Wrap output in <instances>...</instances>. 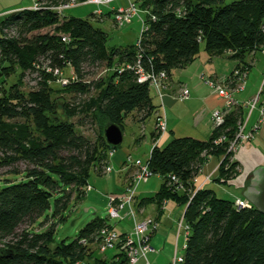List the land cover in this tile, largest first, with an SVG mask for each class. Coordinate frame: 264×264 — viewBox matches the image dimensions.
<instances>
[{
    "label": "trees",
    "instance_id": "trees-1",
    "mask_svg": "<svg viewBox=\"0 0 264 264\" xmlns=\"http://www.w3.org/2000/svg\"><path fill=\"white\" fill-rule=\"evenodd\" d=\"M62 1L39 0L53 5ZM140 6L154 17H144L148 30L142 40V64L166 71L170 81L176 70L196 59L202 44L211 57L231 52L237 67L253 52L263 51L264 0H144ZM12 27L15 34H5ZM108 40L109 34L90 19L69 18L49 9L16 11L0 24V169L28 163L24 179L0 188V244L8 242L0 250L12 252H0V264H79L93 258L90 246L103 227L115 228L97 217L69 244L56 243L57 223L66 220L74 199L86 196L83 191L93 169L103 176L109 152L118 149L106 142L105 128L115 124L124 130L132 114L143 123L157 111L151 88L139 84L131 70L86 81L103 65L136 59V44L110 49ZM252 64L243 66L249 71ZM56 70L67 77L73 71L77 78L55 90L51 83L58 81ZM26 80L37 84L28 94L22 90ZM67 95L75 103L65 102ZM77 116L80 125L98 120L108 125L92 141L76 130L72 120ZM225 118L207 140L178 137L166 147L156 145L150 154L149 166L164 183L139 207L156 203L161 208L169 200L186 205L189 237L183 264H264V214L253 206L238 210L236 200L220 198L212 189L197 190L193 182L212 157L223 158L217 182L225 184L239 175L241 165L228 148L243 112L237 108ZM19 119L24 123L8 122ZM154 133L155 144L159 134ZM223 136L226 139L218 144ZM170 176L179 183H172ZM117 249L112 260L97 257L95 264H128L121 247Z\"/></svg>",
    "mask_w": 264,
    "mask_h": 264
},
{
    "label": "crops",
    "instance_id": "crops-1",
    "mask_svg": "<svg viewBox=\"0 0 264 264\" xmlns=\"http://www.w3.org/2000/svg\"><path fill=\"white\" fill-rule=\"evenodd\" d=\"M23 4V1L21 2L20 0L14 1V3H12L11 5L7 4L6 0H0V24L9 14H13L16 11L26 10L34 6V4L26 6H24ZM99 20L100 19H98V21ZM100 21H104V18ZM205 49V44H202L199 51L200 53L197 55L196 59L188 67H186V69L176 70L174 72V76L171 80L170 86L172 87V89L165 94L163 101L153 95L154 102L157 105L156 113L152 118H150V120L153 121V126L150 129V140L153 143L157 113L163 115L166 121H168L167 133L165 135H162L161 137L156 136L157 141L155 144L159 147H166L173 139L178 137H192L199 141L207 140L211 137V134L214 131L213 120L211 119L212 112L216 109L222 108L223 101L219 96L213 93V90L210 86L206 85L203 82L202 77H212L218 83H220L221 80L223 81L226 77L231 75V72L236 66H238L239 62L230 58L231 52H226L222 55L211 57L209 52H206ZM259 52L260 51L253 52V54L249 56V59L252 58L251 61L253 64L250 63L252 64V67L259 64L260 62V60L256 59ZM260 53L264 55L262 52ZM246 60L247 59H245V63L249 64V62H247ZM251 70L252 68L249 69L248 77H251ZM247 79L249 80L250 78ZM250 81L252 80L250 79ZM257 83L258 82L253 83V81L251 82V85L247 83L243 92H247L248 87H250L248 96H241L243 92L236 93L235 98L242 99H237L241 105L246 102L252 101L257 95H259V92L261 91L264 84L262 85V82H259L258 84ZM181 85L188 87L190 93V99L185 102L181 101L178 98H175V95L180 90ZM237 108L239 107H235L234 110H236ZM241 110L243 112V116H246L248 114V111H246L248 110L247 107L244 106V108H241ZM259 118L260 117L258 110H255V112L250 116L246 129H253V127L258 123ZM148 122L149 120L146 121V124ZM144 139H147V135L145 134L141 135V137L137 141L140 143L143 142ZM137 141L135 140V142ZM153 147L150 150V154L153 150ZM129 157H132L131 151L129 149L122 151L116 150L111 162L113 168L112 173H114V170L117 169L118 174H124L126 189L133 183L134 175L137 172V168L132 167L128 163ZM150 157L151 155L149 156L148 160L150 159ZM222 160L223 158L220 157H212L208 160V162L202 169L201 174L199 175V185L207 189L213 188L211 186H213L217 182L216 179L219 175L216 172L221 165L220 163ZM234 161H237L241 165L242 181L244 180V175L247 178V176H249L250 173H253L258 167L264 166V124L260 126V129L256 133L253 141L246 142V144L242 145L238 153L235 154ZM156 176L157 178L153 179L151 177L149 181L138 186L137 190L139 192L136 196L138 201V206L136 207L135 211L136 215L134 217L128 215L129 207H125L124 211L122 212L124 213V219L121 220L125 223V227L119 233L121 235L130 233L131 230L133 231V228L138 221H142L147 218L154 220V222L158 224V229L155 232H150L151 235L149 243L154 251L149 254L151 258L149 262L150 264H172V260L175 257L174 255L178 254L180 242L182 241L184 249L187 246L185 233L183 231L179 232L178 229L179 221L186 212V205L179 204L173 200H169L165 201L161 205V208H159L156 203H149L147 204V206L139 207L141 200L146 198H153L161 190L160 188L164 183L163 178L159 174H157ZM209 176H211L212 178L211 181H207V178ZM122 178L120 179L122 180ZM238 178H236V180ZM236 180L229 181L225 184H221L219 182L217 183L221 184L223 187L231 186L234 187L235 191H241L242 188L239 187V184L241 182L235 185ZM183 191L184 189L182 188L180 192ZM125 194L126 193H112L108 194V197L114 196L116 198H124ZM235 197V200H237V198H244L243 195L242 197L238 195ZM113 227H115V225ZM126 227H128L129 230L126 229ZM115 229L117 230L116 227ZM167 247L169 250V252L167 253L169 259L163 258L164 254H161L164 250H166ZM96 256L100 259H109L107 253L102 256ZM114 256H110L111 259ZM138 264H147V260L142 258Z\"/></svg>",
    "mask_w": 264,
    "mask_h": 264
},
{
    "label": "built area",
    "instance_id": "built-area-1",
    "mask_svg": "<svg viewBox=\"0 0 264 264\" xmlns=\"http://www.w3.org/2000/svg\"><path fill=\"white\" fill-rule=\"evenodd\" d=\"M119 0H65L59 3V5H53L51 3H40L39 0H33L34 6L29 8L30 10L37 11L39 9H49L51 11H54L64 16V12L67 10H71V8L80 6L82 4L85 5H96L98 7H102L104 5L110 6L111 4L115 3ZM127 6H120L116 9H112L111 14H113V22L116 27H123L132 22L133 18H140V20L143 22V28H142V35L140 39L138 40L136 44L137 48V56L133 63H123L118 64V66H108L105 70V74L109 72H117L118 74L124 73L127 71H133L136 75L137 82L139 84L145 83L148 84L149 88H151L152 93L163 101L165 94L169 91H171V81L166 73V71H156L154 68L147 69L142 64L143 54H142V47H143V36L144 33L148 30V24L145 20V18H142L140 16L141 13L151 15L149 11L144 10L141 8V3L144 0H126ZM106 14L102 10H98V12L94 15L97 19L103 20ZM151 18L154 19V17L151 15ZM16 31V28H9L6 29L4 32L8 35H14ZM68 38H63V42H67ZM262 53L264 54V48ZM49 72H52V69H48ZM56 79L61 81L62 87L69 86L74 80H76V75L73 73V71L70 72V77H67L64 74V71L60 72L58 70L53 71ZM249 76V71L245 66L235 68L231 75L226 77L223 81L221 80L220 83H218L214 78L212 77H206L203 76L202 80L203 82L210 86L213 90V93H215L217 96L220 97L223 101L222 108L216 109L212 112L211 119L213 120V126L214 128L221 127L222 124H224L226 120V116L233 112L235 107L239 108H248V114L247 119L244 120V122H241L238 125V132L234 138V141L230 144L228 148V152H232L234 155L238 153L239 149L242 147V145L246 144V142L253 141V139L256 136V133L260 129V126L264 124V86L262 87L261 91L259 92V95H257L252 101L246 102L244 104H240V102L235 98L234 94L241 93L246 87V81ZM234 84V85H233ZM233 85V86H232ZM175 98L180 99L181 101L185 102L188 99H190V93L188 90V87L181 85L180 90L175 95ZM255 110H258L259 112V121L258 123L253 127V129L248 130L247 124L250 119V116L255 112ZM156 132H158L159 137L162 135H165L168 130V121H166L165 117L161 115L160 113H157L156 115ZM225 136L220 138L217 143H223L225 140ZM116 150H111L108 154V161H111L115 154ZM128 163L132 167L137 168V172L134 175V181L126 190V194L124 198H116V197H110L109 199V205H108V213L110 219H118L123 220L124 217L122 215V212L124 211L125 207H129L128 215L131 217H134L136 215L135 212V206L137 203V188L140 184L146 183L151 179V177L154 176V173L149 166V160L143 162L140 159L133 160L132 157H129ZM106 174H111L113 171V168L109 166L107 163V166H105ZM171 182L174 184L179 183V179L175 176H170ZM212 178L209 176L207 178V181H211ZM195 187H197V190L202 189L203 186L199 185V176L196 177L193 180ZM92 190V186L89 185L85 188L84 192H86V195L90 193ZM235 208L238 210L242 209H248L252 208V205L249 201H247L245 198H237L235 201ZM158 229V224L154 222L152 219H147L143 221L136 222L135 227L133 228V231L130 233H125L123 235L119 234L116 229H112V227L105 226L99 233V238L97 239V242L101 241V249L104 251L107 250H115V248H118V246L121 247V251L125 253L126 258H128L129 264H138L139 261L144 258L147 260V264H150L148 261V256L150 253H152L154 250L152 246L149 244V238H150V232H155ZM179 232L182 231V229L185 232V237L188 239L189 237V225L184 219V216L181 218L178 224ZM184 262V255L178 256L175 255V258L172 262V264H183Z\"/></svg>",
    "mask_w": 264,
    "mask_h": 264
},
{
    "label": "rangeland",
    "instance_id": "rangeland-1",
    "mask_svg": "<svg viewBox=\"0 0 264 264\" xmlns=\"http://www.w3.org/2000/svg\"><path fill=\"white\" fill-rule=\"evenodd\" d=\"M14 1L16 0H6L7 4H12L14 3ZM21 2L23 1V5H33V0H20ZM231 1V0H228ZM120 6H127V1L126 0H119L116 1L115 3L111 4L110 6L104 5L102 7H98L96 5H85L82 4L80 6L71 8V10H67L65 11L64 15L66 17H74V18H78V19H90V21L92 23H94L97 27L101 28L103 31L107 32L109 34V40L107 45L109 46L110 49L115 48V47H127L129 45H134L137 44L138 40L140 39L141 35H142V28H143V22L140 20V18H133L132 22L126 26L123 27H116L114 22H113V14L110 15H105L104 17V21H98V19L96 18V16H94L98 10H102L104 12V14H108L111 13L112 9H116L117 7ZM94 16V18H93ZM140 16L142 18L145 17L144 13H141ZM232 55V54H231ZM231 58V57H230ZM247 62L252 63L251 59H249V56L246 58ZM257 60H260L259 64L254 65V67H252L251 70V77L250 78L253 83L256 82H262V85L264 84V55H262L260 52L256 57ZM227 60V59H226ZM229 62V61H228ZM256 62V61H253ZM115 65V64H114ZM114 65H112L111 67H113ZM118 66V65H115ZM243 66V65H242ZM108 67V66H107ZM106 66H102L100 69H98L93 75L87 77L86 81L87 82H93V81H97L99 80V78H104L106 77L105 74V70L107 69ZM223 68V67H222ZM235 68H239V67H235ZM234 68V69H235ZM250 79L246 81V84L249 83L251 85ZM15 80V78H11L9 79V82H13ZM27 85L22 89L24 93L29 92V90H31L32 88L36 87L37 84L33 83V82H29L28 80H26ZM257 83V84H258ZM51 86L54 87L55 90H63L64 87H62V83L61 81H56V82H52ZM248 87V86H247ZM250 87H248V91L247 92H243L241 96H248ZM96 92H93L91 95H96ZM154 93L152 94L153 97ZM57 95H55L54 97H56ZM234 96H236V94H234ZM88 96H86L84 99H86ZM242 97V98H243ZM239 99V98H237ZM65 102H74L73 97H71V95H67L65 99H63ZM78 100V99H77ZM242 100V99H239ZM62 102V100L60 101V103ZM75 103V102H74ZM249 111V110H246ZM136 113L132 114V116L128 117L125 120V125H124V130H123V134H124V140L122 143V146L120 148H118L117 150H126L129 149L131 151V156L133 157V159H140L143 162L147 161L149 158V154H150V150L151 148L154 146H156V144H154L151 140H150V129L153 126V121L148 119L149 122L146 124V120L145 122H139L137 117H136ZM243 121L245 119H247V115L243 116ZM79 121V116L75 117V119L72 120V122L77 125L76 126V130L83 136H85L86 138H89L92 141H95L98 136L99 133L101 131V129L103 128L104 125H108L107 123H101L100 120L94 122V124H90L89 122L85 123L84 125H80L78 124ZM9 123H13V124H21L24 123V120L19 119V120H13V121H8ZM150 123V125H149ZM146 124V125H145ZM145 131V133H144ZM147 135V139H144L143 142H138L137 140L141 137V135ZM136 138V139H135ZM135 140L138 142H135ZM153 147V148H154ZM1 156V154H0ZM234 160V158H233ZM112 159L109 163V166L112 167ZM107 166V164L105 165ZM28 168V163H26L25 161H21L20 163H16L14 165H10V167H3L0 169V188L4 187L6 184L5 182H11V181H21L22 179H24V174H25V170ZM219 169V168H218ZM218 169H217V174H218ZM99 170H94L92 171L91 177H90V181H89V185L92 186V190L90 191V193L88 195H86L83 199H80L79 201H76V199H74L71 202V206H70V210L67 211L66 215V220L63 222H58L57 223V231H56V243H61L62 241H65L66 243L69 244V242L75 240L77 238V236L80 234V231L82 229H84L86 227L87 224L91 223L92 220H94L95 218L99 217V218H103L105 219L108 224L110 225H115V227L117 228V232L119 233L124 227H125V223L121 220L118 219H110L109 217V213H108V205H109V199L110 197H108V194H112V193H119V194H124L126 193V187H125V179H124V174L123 178L121 174L117 173V169L114 170V173L112 174H106V171L104 169V175H98ZM238 178L235 182V185H237L238 183H240L239 187H241V191H235L234 187L228 186V187H223L221 184H218L217 182L211 186L213 187L212 189L216 191L217 196L223 199H230V200H235L236 197L235 196H240L242 197L243 193L245 192V190L247 189L248 184L250 183L251 179L253 178V173H250L249 176L244 175L243 176V181H242V174H241V166L240 169L238 171ZM121 176V177H120ZM122 178V180L120 179ZM157 178L156 175H154L152 177ZM240 179V180H239ZM9 180V181H6ZM229 188V189H228ZM84 192V191H83ZM139 191H137L138 193ZM86 193V192H85ZM137 201V200H136ZM138 206V201L136 203L135 206V211H136V207ZM124 213H122L123 215ZM150 219V218H147ZM144 219V220H147ZM143 221V220H142ZM52 222V218L49 222L47 223H51ZM127 222V221H125ZM37 230H39V227H35ZM126 229L129 230L128 227H126ZM132 231V230H131ZM130 231V232H131ZM182 231L184 232V230L182 229ZM185 233V232H184ZM120 234V233H119ZM150 240V238H149ZM101 241L99 242H95L93 243L90 248L93 249V258L91 259H86L84 261H82L79 264H95V261L97 258L96 255H104L107 253V256H109V259L104 258L108 261L112 260L111 257L112 255L114 256L116 253L119 252V250L117 248H115V250H107L104 251L101 249ZM8 243V242H3L2 244H0V247L3 248L4 244ZM150 244V243H149ZM55 245H52V247H54ZM175 249V248H173ZM185 249L183 248V244L182 241L180 242V248L178 249V256H183ZM168 247L166 248V250H164L161 254H164L163 258H168ZM174 252V250H173ZM111 256V257H110ZM175 256V255H174ZM175 258V257H174ZM103 259V260H104ZM117 260H119V258H116ZM150 256H148V261L150 260ZM174 260V259H173ZM172 260V262H173ZM129 264V261H128Z\"/></svg>",
    "mask_w": 264,
    "mask_h": 264
},
{
    "label": "water",
    "instance_id": "water-1",
    "mask_svg": "<svg viewBox=\"0 0 264 264\" xmlns=\"http://www.w3.org/2000/svg\"><path fill=\"white\" fill-rule=\"evenodd\" d=\"M104 135L109 146L115 149L122 146L124 134L123 130L117 125H108L104 130ZM243 196L253 207L264 214V166L258 167L253 172V178L248 184ZM0 252L12 254L8 249H2Z\"/></svg>",
    "mask_w": 264,
    "mask_h": 264
}]
</instances>
